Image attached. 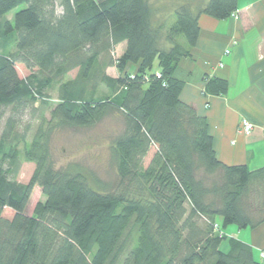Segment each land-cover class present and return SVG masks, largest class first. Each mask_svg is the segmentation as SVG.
<instances>
[{
	"label": "trees",
	"instance_id": "1",
	"mask_svg": "<svg viewBox=\"0 0 264 264\" xmlns=\"http://www.w3.org/2000/svg\"><path fill=\"white\" fill-rule=\"evenodd\" d=\"M157 1L0 0V264H259L242 243L220 246L227 227L264 223V167L221 163L174 77L200 16L228 19L238 0ZM114 66L122 75L106 74ZM100 87L111 97L96 100ZM225 89L206 84L213 95ZM106 119L119 128L114 180L76 163L55 167V132ZM23 162L34 165L26 184L16 181ZM35 186L44 201L28 216Z\"/></svg>",
	"mask_w": 264,
	"mask_h": 264
},
{
	"label": "crops",
	"instance_id": "2",
	"mask_svg": "<svg viewBox=\"0 0 264 264\" xmlns=\"http://www.w3.org/2000/svg\"><path fill=\"white\" fill-rule=\"evenodd\" d=\"M198 25L196 46L189 57L179 62L174 73L183 83L179 99L206 119L221 163L245 165L250 171L262 168L264 0H238L235 18L218 21L202 15ZM212 79L224 83L223 95L206 92V84ZM242 121L252 125L249 135L241 133ZM224 234L222 252L230 251V241L239 242L251 249L255 262L264 264L260 258L264 251V223L255 229L227 227Z\"/></svg>",
	"mask_w": 264,
	"mask_h": 264
},
{
	"label": "rangeland",
	"instance_id": "3",
	"mask_svg": "<svg viewBox=\"0 0 264 264\" xmlns=\"http://www.w3.org/2000/svg\"><path fill=\"white\" fill-rule=\"evenodd\" d=\"M173 0H158L157 2L161 6L171 7L173 5ZM206 0H194V2L202 3ZM22 5L18 10L24 8ZM13 12L8 15V18L11 19ZM236 16V13H235ZM230 17V18H235ZM12 44V42H10ZM13 45V44H12ZM9 51H13V47ZM124 44L118 45L112 51V58L116 59L119 57L121 50H123ZM133 66H127L126 71L133 70ZM26 72L23 68H19L18 75L23 76ZM76 74V71H73L68 74L66 78H73ZM106 74L111 77H118L122 75L116 67H109L106 69ZM52 100L49 107H53L56 104L54 95H51ZM110 92L105 87H100L95 96L96 100H106L110 98ZM35 105V107H37ZM47 117V115H46ZM28 119L27 117H25ZM36 124L34 120L32 122ZM118 125L111 119L103 120L98 123L96 126L90 129H77V130H68L55 132L52 138V161L55 167L65 166L69 163H76L81 166H84L92 171H94L102 180L112 181L115 178L112 167L110 166L109 160V145L111 139L118 133ZM30 140H28L29 142ZM18 150H22V145L16 147ZM155 152V147H151L148 154L143 160V165L147 166L152 155ZM34 170V165L30 163L23 162L19 170V174L16 178V181L19 183L26 184ZM44 197L41 194L39 187L35 186L32 189L29 201L27 203L25 214L30 216L37 203L43 202ZM13 216V212L9 209H4L2 217L4 219L10 220ZM219 222V220H217ZM235 227V226H229Z\"/></svg>",
	"mask_w": 264,
	"mask_h": 264
},
{
	"label": "built area",
	"instance_id": "4",
	"mask_svg": "<svg viewBox=\"0 0 264 264\" xmlns=\"http://www.w3.org/2000/svg\"><path fill=\"white\" fill-rule=\"evenodd\" d=\"M235 14H232L231 17H234ZM225 53H228V51H225ZM240 131L244 135H249L252 131V125L248 123L247 121H242L240 124ZM260 258L264 259V251L260 254Z\"/></svg>",
	"mask_w": 264,
	"mask_h": 264
}]
</instances>
